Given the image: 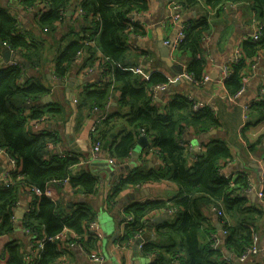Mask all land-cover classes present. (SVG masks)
Here are the masks:
<instances>
[{"label":"trees","instance_id":"1","mask_svg":"<svg viewBox=\"0 0 264 264\" xmlns=\"http://www.w3.org/2000/svg\"><path fill=\"white\" fill-rule=\"evenodd\" d=\"M72 1L24 0L26 5H37L40 9L35 18L37 27L32 30L21 28L16 15L0 8V54L3 48H8L24 61L16 60L13 65L0 67V150L15 161L14 168L9 170L10 182L0 183V235L12 230V209L17 204L19 191H26V187L43 191L66 182L77 193L94 194L97 190L94 176L84 171L73 172L78 155L49 154V148L60 141L56 132L30 133L28 130L31 119L49 116V112L63 113L58 104L44 109L51 104L41 100L49 91L41 82L42 70L51 64V72L58 79L77 64L82 72L97 68L101 74L99 84L83 87L78 93V110L80 107H87L91 113L97 112L94 108L103 110L110 104L114 92H118L119 110L115 115L124 118L127 124L115 135L110 134L115 127L104 130L111 118L105 111L106 116L95 125V130L89 131L92 145L98 142L102 147L111 135L113 138H108L110 145L105 155L120 164L130 155L137 136L144 133L149 139L145 150L153 151L160 159L151 169L136 168L120 177L109 199L127 185L165 178L175 181L181 191L171 203L147 200L126 206V216L130 215L131 220L124 224L123 233L117 235V245H127L154 212L165 210L170 211L172 218L156 226L157 240L141 245L143 253L154 256L149 264H234L232 258H225L220 248L210 246V237L205 244L198 241L204 221L200 209L207 205L224 211L222 230L226 233L222 244L234 258L251 244L253 233L261 236L259 228L264 223V211L256 206H245L242 190L250 186L245 173L232 181L219 174L221 164L231 158L224 139L215 138L203 145L204 150L194 153L195 159L189 164L193 151L183 143L182 136L189 131L202 134L217 128L219 120L212 108L205 104L195 109L193 98L181 94H174L165 104L157 105L153 88L168 84L169 79L161 71H154L143 79L132 69L137 64L129 57L130 52L134 51L135 56L140 53L127 41L129 33L143 35L144 30L129 21L128 16L132 11L147 10V1L76 0L74 5ZM238 1L251 4L261 24V35L258 40L249 38L241 42L240 56L229 62L230 74L222 81L229 99L244 85L247 59L253 63L255 57L264 52V0H175L183 10L201 6L205 11L202 16L183 24L184 35L174 50L177 56L186 58L185 71L197 86L205 84L202 79L207 72L208 53L204 42L210 33L208 16L219 13L225 4ZM69 8L75 15L71 21L79 22L80 27L77 32L69 31L58 38L57 51L48 61V49L41 34L54 33ZM77 9L80 12L75 14ZM38 69L41 76H37ZM28 71L33 73L27 75ZM261 94L260 98L246 104V119L249 117L246 127L264 119V88ZM263 136L257 137L254 144L261 143ZM262 190L264 192V187ZM30 198L32 206L27 204L22 224L30 242L44 237L42 249L32 256L18 241L11 240L0 252V264H51L60 255V239L54 237L64 228L70 231L69 243L83 244L87 253L96 248L97 236L88 231L95 216L87 203L77 202L67 207L45 195L39 197L30 193ZM205 230L208 234L213 232L211 227Z\"/></svg>","mask_w":264,"mask_h":264},{"label":"crops","instance_id":"2","mask_svg":"<svg viewBox=\"0 0 264 264\" xmlns=\"http://www.w3.org/2000/svg\"><path fill=\"white\" fill-rule=\"evenodd\" d=\"M147 10L136 11L133 15L135 23L141 26L144 34L131 35L128 42L131 47H134L141 54L135 56L134 51L130 52L129 56L134 62L139 65L143 73L148 77L154 71H161L169 79L167 86L164 89L155 91V103L157 105L165 104L174 94H181L187 97L200 100L212 108L219 120V126L215 128V135L207 137L202 134H195L191 131L186 132L182 136V141L193 151L189 158V164L194 161V153L203 151L206 143L212 139H224L229 147L231 158L226 163L219 167V174L225 178L234 180L239 174L245 173L249 180V187L242 190V195L245 197V206H256L264 211V202L258 196V190L264 187V136L261 143H255L256 138L264 135V119L257 122H252L247 125L245 119L244 105L250 101L257 100L261 97L264 88V52L256 64L251 63L247 59V66L244 70L243 83L245 88L243 93L236 99H229L224 92L223 82L220 80L221 67L233 56L234 47L243 41L249 40L254 30V25L251 18L255 11L251 4L247 1H238L225 4L219 13L208 16L210 33L208 35V64L207 74L209 80L202 86H196L189 80L181 76L183 69L186 67V58L179 57L175 51L169 50L168 58L172 65L168 64L164 58L166 48L165 40H174L184 23L196 19L204 14L201 6L196 8L184 9L181 12L180 18L172 23L170 21L171 8L169 0H146ZM73 5L76 0H73ZM6 8L11 14L16 15L19 26L24 29H35V18L40 11L39 7L29 6L24 3V0H0V8ZM70 15L65 12L64 19L58 24V28L54 33H44L42 39L45 43V48L48 49V60L50 55L54 54L58 47V38L69 31L77 32L80 25L79 22H72L71 19L75 16L72 14V9L69 8ZM37 31V30H35ZM71 37V36H69ZM136 50V51H137ZM50 59V58H49ZM14 59L5 60L2 52L0 54V67L13 65ZM49 61V60H48ZM80 62L76 61L75 63ZM74 63V64H75ZM79 65H72L68 73L61 78H55L51 72V64H48L41 73V82L49 89L47 94L49 100L46 102L49 105L44 109L53 107L58 104L63 108V115L49 112V116L38 120L31 119L28 122V130L30 133H39L47 130L56 132L60 141L49 148V154H76L78 155V163L73 168V172H88L97 179L98 186L94 194H81L75 192L68 184L51 186L48 189L49 197L58 203L65 206H70L72 203L84 202L92 209L97 227L95 234L97 235L96 248L92 252L100 254L102 257L101 264H149L154 259L153 255L143 253L141 248L135 246L134 240L127 245H117V235L119 228L123 223L126 213L125 207L133 203H140L147 200H159L171 203L175 198L181 195L178 184L172 179H160L156 181H148L140 185H127L121 189L112 200L109 195L116 181L123 176L131 173L136 168L151 169L160 163L159 157L153 151H146L145 146L149 139L146 137V143L141 146L137 139L130 155L123 163L113 165L123 166V172L116 173L110 176L104 167L99 163L104 164L105 161L110 162L102 157L106 156V148L110 145V139L113 137L108 135L107 143L101 147L100 154L97 157L91 155L92 143L89 138V131L94 124L97 116L105 115L107 111L110 115V121L104 125L106 128L115 127L110 134H116L119 131V126L124 125V118H117L115 113L119 110L117 101L119 99L118 92H114L110 98V104L103 110L91 113L87 107L72 108L71 103L77 98L78 93L83 87L88 85L99 84L101 79L98 70L91 72L80 71ZM33 71H28L26 74H32ZM37 76L40 75L38 69ZM178 78L174 81L173 77ZM72 93V99L67 98V91ZM44 103V104H46ZM28 113V109L26 110ZM106 116V115H105ZM66 117V118H65ZM71 124H68L71 122ZM245 127V130H243ZM88 130V131H87ZM141 135V134H140ZM218 136V137H217ZM251 144L253 147H251ZM136 151V154H132ZM259 155V160L254 156ZM8 155L4 150L0 151V177L8 164ZM90 160L98 164H90ZM30 196L26 191H19V197L16 206L12 209V230L4 235H0V252L3 251L5 245L11 241H18L26 250L29 237L25 234L23 228V218L27 212V203ZM21 206V208H20ZM167 212L169 218H165L160 224L172 218L171 213L165 210L154 212L151 217L146 220L143 232L147 231V224L154 216ZM203 216V226H201L198 234V241L205 244L209 239L210 234L205 228H212L213 231H219L221 220L211 206L205 205L200 209ZM150 227L149 232L151 238L146 241L157 240L156 226ZM122 233L123 229L122 228ZM261 233L259 241V252L255 256H251L244 261L238 263L234 260V254L227 251L223 240L220 243V249L224 252L225 258H232L234 264H264V223L259 228ZM210 233V232H209ZM225 238V237H224ZM87 251L83 244L72 243L69 250L67 249V258L65 264H98L91 261L86 256ZM229 253V255L227 254Z\"/></svg>","mask_w":264,"mask_h":264},{"label":"built area","instance_id":"3","mask_svg":"<svg viewBox=\"0 0 264 264\" xmlns=\"http://www.w3.org/2000/svg\"><path fill=\"white\" fill-rule=\"evenodd\" d=\"M169 4H170V8L172 10V14L170 16V21L172 23H175L181 16V12L183 11L182 7L180 5H178L175 0H169ZM80 10L77 9V11L75 12L76 13H79ZM136 13V11H132L130 14H129V21L131 22H135L134 19H133V15ZM251 22L253 23L254 25V30L251 34V39L253 40H258L260 38V35H261V31H260V27H261V24L260 22L256 19L255 15L252 16L251 18ZM182 28L183 26L181 27V30L178 32L177 36L174 38V40H165V44L170 42V48L171 50H175V47L176 45L178 44V42L182 39L183 37V31H182ZM134 33H129V37L131 35H133ZM134 35H139V34H134ZM140 36V35H139ZM128 37V38H129ZM209 37L206 36L205 38V42H204V48H205V51L206 53H209L208 51V39ZM240 50H241V47H240V44H237L235 47H234V50H233V56L221 67L220 69V80L223 81L224 78L228 77L229 74H230V66H229V62L237 59L239 56H240ZM11 51V50H10ZM12 54H14L13 51H11ZM260 58V54H258L256 57H255V62L254 64H256L257 60ZM13 62H16L13 61ZM15 64V63H13ZM97 67V66H96ZM135 72L139 73L141 75V77L143 79H147L148 77L143 73L142 69L140 66H136L134 68H132ZM93 70H97V68H88V69H85L83 72H91ZM181 76H183L184 78H186L187 80H189L191 83H193V79L192 77L183 69L182 73H181ZM175 79L178 78L177 77H174ZM107 79V76L104 77V80ZM209 80V76L207 73L204 74L203 76V79H202V83H205ZM194 84V83H193ZM196 86L198 85V83H195ZM194 84V85H195ZM167 86V84H161V85H158V86H155L153 89L156 91V90H161V89H164L165 87ZM244 88H245V84L237 91V93L232 97L230 98L231 100L233 99H236L238 98L244 91ZM155 91L153 93V97H155ZM191 98V97H190ZM73 103H75L76 101L73 99L72 100ZM203 105H205V103H203L202 101L200 100H196L193 98V108H201L203 107ZM247 108V105H244L243 109ZM95 111H98L97 108H94ZM246 112V111H245ZM105 115H99L97 116L94 124L91 126V130H95V125L101 120L104 118ZM245 119L247 118L246 114H245ZM141 135H145L144 133H141ZM146 136V135H145ZM91 155L93 157H97L99 154H100V151H101V146L98 142L94 143L92 145V148H91ZM3 150V149H1ZM0 150V151H1ZM8 155V154H7ZM8 164H7V167L6 169L3 171V174L1 175L0 177V183H7V182H10V176H9V170L10 169H13L14 166H15V161L14 159L8 155ZM107 160L113 164V165H117L116 161L111 158V157H107ZM63 184H67L66 182H63L61 185ZM51 186L47 187L45 190H40L39 188H36V187H26V192L27 194L30 196V193H33L34 195L36 196H42V195H45L46 197L50 198L49 197V193H48V189L50 188ZM258 196L259 198L264 202V192L263 190H258ZM51 199V198H50ZM29 206H32L31 204V198H29V203H27ZM212 209L217 213L218 217H219V220H221V224H220V229L219 231H213L210 233V238H211V243H210V246L214 249H217V248H220V243L222 242V240H224V235H225V231L222 230V226L224 225V211L222 209H218V208H215V207H212ZM170 212V211H168ZM127 220H131V216L128 215L125 217L123 223L121 224L118 232H119V235L122 234V228H124V224L127 222ZM97 221L96 220H93L89 223V227H88V231L89 232H92L95 234V229L97 227ZM143 229L144 228H140L137 233L135 234L134 236V239L135 238H138L141 236L142 232H143ZM68 233H70V231H68L67 229L64 228V230L62 232H60L59 234H57L54 238L55 239H60L59 240V243H58V250H60V255L59 257H57V259L55 261H53L51 264H65L66 262V258H67V249L69 247V245H71L73 242H68L67 240V235ZM73 236H75V234L72 232ZM96 235V234H95ZM97 236V235H96ZM260 237L257 233H253L252 235V241H251V244L249 246H247L245 249H243L237 256L236 258L234 259L236 262H239V261H244L246 259H248L249 257L251 256H255L258 254L259 252V241H260ZM133 239V240H134ZM43 240H44V237L42 238H39V239H35L34 242H30V240L28 241V248H29V253L30 255L32 256H36L39 251L42 249V246H43ZM133 240H131L130 242H132ZM128 242V243H130ZM125 245V244H124ZM141 245H142V241L138 244V247L141 248ZM86 256L88 257L89 260L91 261H94V262H97L98 264H101L102 262V257L100 254H97V253H94V252H89V253H86ZM229 260V258H226Z\"/></svg>","mask_w":264,"mask_h":264},{"label":"water","instance_id":"4","mask_svg":"<svg viewBox=\"0 0 264 264\" xmlns=\"http://www.w3.org/2000/svg\"><path fill=\"white\" fill-rule=\"evenodd\" d=\"M66 14L70 15V10H67ZM171 14H172V12H171ZM170 45H171L170 42H168V43H166L164 45L165 48H166V52H165L164 58H166V61L168 62V64L172 65L170 59L168 58L169 50H171V48H170L171 46ZM2 55H3L5 60H9L10 58H12L14 60H19V61L24 62L22 58L16 56L15 54H12L11 51L8 48H3L2 49ZM26 66H28V65H26ZM173 80L175 81L176 79L173 77ZM67 98L70 99V101L72 99V93L69 92V90L67 91ZM41 100H42L43 103H45V102H47L49 100V96L48 95L43 96ZM71 106H72L73 109H75V107H77V102L71 103ZM71 123H72V120L68 124H71ZM215 134H216L215 128H213V129H211V130H209L207 132H204L203 136L207 137L209 135H215ZM137 142H138L139 145L143 146L146 143V136L145 135H139L138 139H137ZM132 154H136V151H133ZM102 158L106 159V156L105 157L103 156ZM254 158L256 160L257 159L259 160V155H255ZM90 164H98V163L96 161L93 162L92 160H90ZM99 164H100V166L104 167V169L108 172V174L110 176H114L115 175V171L118 174L123 172V166H117V167L114 168L111 165V163L109 164L106 161H105L104 164H102V163H99ZM20 208H21V206H20ZM165 218H169V214L167 212L154 216L153 219L151 221H149L148 224H147V231L149 232L151 226H153L154 224H160L161 221L163 219H165ZM217 228L220 229V226L218 225ZM146 232L142 233L140 237L134 239L135 246H137L142 240H147V239L151 238V236L148 233H146ZM227 254L229 255V253H227Z\"/></svg>","mask_w":264,"mask_h":264},{"label":"rangeland","instance_id":"5","mask_svg":"<svg viewBox=\"0 0 264 264\" xmlns=\"http://www.w3.org/2000/svg\"><path fill=\"white\" fill-rule=\"evenodd\" d=\"M84 73H86V72H84ZM127 126V124L125 123L124 125H120L119 126V130H121L122 128H124V127H126ZM88 131V130H87Z\"/></svg>","mask_w":264,"mask_h":264}]
</instances>
